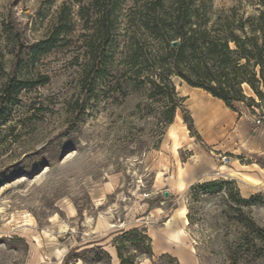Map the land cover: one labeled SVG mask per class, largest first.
<instances>
[{"label": "rangeland", "instance_id": "1", "mask_svg": "<svg viewBox=\"0 0 264 264\" xmlns=\"http://www.w3.org/2000/svg\"><path fill=\"white\" fill-rule=\"evenodd\" d=\"M90 2L0 0V88L13 78L27 86L0 107V264H120L116 245L127 264H264V94L245 85L258 106L233 111L174 77L198 137L179 109L173 138L148 87L113 69L86 78L79 11ZM232 8L249 17L260 7L213 0L214 12ZM61 22L69 32L31 56ZM215 180L231 185L197 188ZM131 230L140 234L121 240Z\"/></svg>", "mask_w": 264, "mask_h": 264}, {"label": "trees", "instance_id": "2", "mask_svg": "<svg viewBox=\"0 0 264 264\" xmlns=\"http://www.w3.org/2000/svg\"><path fill=\"white\" fill-rule=\"evenodd\" d=\"M91 0L82 6L79 16L89 30L85 42L86 78L95 79L101 72L124 71L132 80L131 87H148L151 103L160 107L159 120L167 128L173 125L177 110L183 109L173 78H179L193 88L202 89L235 110L238 103L250 109L258 106L248 97L244 86L259 98L264 94V0L258 16L213 10V0ZM61 22L51 34L32 46L31 56L49 53L62 34L69 32ZM177 42L174 46L173 43ZM119 65V66H118ZM122 69V70H120ZM26 82L13 78L0 88V107L11 103L26 89ZM254 111V110H253ZM183 120L191 132L194 122L182 110ZM230 182L211 181L197 188L206 192H221ZM227 199L249 204L239 193L226 194ZM239 223L247 233H258L256 224L240 210ZM138 230L124 232L123 238ZM146 255H152L150 240ZM120 264L128 259L116 245ZM105 254V253H103ZM107 256V254H106ZM68 256L66 259V263Z\"/></svg>", "mask_w": 264, "mask_h": 264}, {"label": "bare ground", "instance_id": "3", "mask_svg": "<svg viewBox=\"0 0 264 264\" xmlns=\"http://www.w3.org/2000/svg\"><path fill=\"white\" fill-rule=\"evenodd\" d=\"M173 126H174V125L171 126L170 136H172L173 138H175V137H176V131H175V129H174ZM223 168H224V167H223ZM180 214L182 215V217H185V216L187 215V209H186V208H182V209L180 210ZM185 222H186V224L188 223L187 219H186Z\"/></svg>", "mask_w": 264, "mask_h": 264}, {"label": "water", "instance_id": "4", "mask_svg": "<svg viewBox=\"0 0 264 264\" xmlns=\"http://www.w3.org/2000/svg\"><path fill=\"white\" fill-rule=\"evenodd\" d=\"M173 45L176 46L177 42H174ZM165 197H169V192L168 191L165 192Z\"/></svg>", "mask_w": 264, "mask_h": 264}, {"label": "crops", "instance_id": "5", "mask_svg": "<svg viewBox=\"0 0 264 264\" xmlns=\"http://www.w3.org/2000/svg\"><path fill=\"white\" fill-rule=\"evenodd\" d=\"M182 255L184 256V259H185V255H184V254H182ZM182 255H181V256H182ZM179 256H180V255H179ZM181 256H180V257H181ZM185 260H186V259H185Z\"/></svg>", "mask_w": 264, "mask_h": 264}, {"label": "built area", "instance_id": "6", "mask_svg": "<svg viewBox=\"0 0 264 264\" xmlns=\"http://www.w3.org/2000/svg\"><path fill=\"white\" fill-rule=\"evenodd\" d=\"M258 123H260V121H258Z\"/></svg>", "mask_w": 264, "mask_h": 264}]
</instances>
